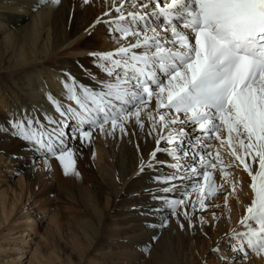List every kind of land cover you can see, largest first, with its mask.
Wrapping results in <instances>:
<instances>
[{
	"label": "snow or ice",
	"instance_id": "snow-or-ice-1",
	"mask_svg": "<svg viewBox=\"0 0 264 264\" xmlns=\"http://www.w3.org/2000/svg\"><path fill=\"white\" fill-rule=\"evenodd\" d=\"M105 3L89 28L106 25L115 47L88 53L100 75L81 65L95 86L64 72L59 96L46 94L52 114L40 113L42 121L35 109L13 111L0 131L23 141L45 170L54 159L65 176L79 175L77 150L95 135L143 137L139 172L153 173L147 212H165L160 227L169 216L181 228L180 217L189 228L193 218L205 224L195 214L213 206L218 191H228L227 207L240 183L228 169H242L250 202L211 251L227 245L223 264L264 256V0Z\"/></svg>",
	"mask_w": 264,
	"mask_h": 264
},
{
	"label": "bare ground",
	"instance_id": "bare-ground-1",
	"mask_svg": "<svg viewBox=\"0 0 264 264\" xmlns=\"http://www.w3.org/2000/svg\"><path fill=\"white\" fill-rule=\"evenodd\" d=\"M105 9V0H90L88 4L83 0H60L58 5L42 0H0V129L8 127L13 111L35 109L34 114L42 121L40 113L52 114L46 94L59 96L63 90L60 81L66 79L64 72L95 86L81 65L91 70L89 52L115 47L104 24L89 28ZM138 145L141 150L146 148L143 137L137 141L119 134L115 138L95 135L91 144L77 150L75 172L83 169V174L65 176L57 162L66 186L49 181L39 188L47 172L43 161L34 164V154L24 142L0 131V170L20 171L29 192L41 197L52 196L53 187H58L54 200L61 198L71 213V208L78 205V213H70L73 217L69 224L66 221L65 228L84 248L85 258L93 257L105 264H200L204 251L208 249L207 255L214 253L212 245L218 238L211 240L212 229L195 218L191 228L183 217L181 228L170 216L166 227L159 226L165 212H147L152 201L146 189L152 188L153 173L147 169L139 172ZM224 159L227 163L228 157ZM233 170L238 173L234 178L240 182L237 187L243 199L231 203L236 209L235 224L243 215L244 205L250 202V180L242 169ZM221 210L226 215V209ZM228 224L231 226L230 221ZM224 246L221 243L220 249ZM246 264H264V256L249 257Z\"/></svg>",
	"mask_w": 264,
	"mask_h": 264
},
{
	"label": "rangeland",
	"instance_id": "rangeland-1",
	"mask_svg": "<svg viewBox=\"0 0 264 264\" xmlns=\"http://www.w3.org/2000/svg\"><path fill=\"white\" fill-rule=\"evenodd\" d=\"M96 43L100 44L97 41ZM96 51L94 50L93 52ZM82 71L84 72V70ZM91 71L93 74H98L94 67H91ZM46 78L48 79V77ZM100 78L103 79L105 77L101 75ZM47 82L49 83L50 81L47 80ZM40 160L42 159L36 156L35 163ZM51 161V170L45 172V176L41 179L43 184L40 183L39 188H42L44 184L47 185L49 181L59 187L66 186L63 185V175L56 168L57 162L54 159ZM3 165H5V162ZM231 169H228L232 173L230 180H236L234 177H238V173L234 170L231 171ZM81 170L79 174L84 172L83 169ZM213 176L219 185L218 170ZM26 185L20 171L9 173V171L0 170V264H105L101 260L99 262L92 260L93 257L85 258L84 248H80L78 242L74 238L72 239V236L70 237V234L66 231L65 225L69 224L72 220V215H75V212L78 211V205L76 204L74 208H71L74 209L71 210L73 212L71 213L69 211L70 208L64 205L61 198L54 200L55 193H58V187H53L55 193L52 196L41 197L42 195L39 196V194H31L29 192L30 188H28L29 185ZM90 185L91 187L94 186ZM225 195H228V191H218L216 196L212 198L211 204L213 206L209 207L206 212H198L197 214L206 221L203 226L207 225L206 228L208 230L212 229L211 240L218 238L212 245L213 247L224 237L230 227L237 226V222L235 224L233 222L236 209L232 207L231 203H237V199H240L241 202L243 201L238 187L235 194L229 196L227 207L224 205ZM244 206L242 205L241 207ZM222 208L226 209V215L222 212ZM213 213L217 218L215 220L212 218ZM59 219L61 220L59 221ZM66 221L69 222L67 223ZM229 221L231 226H228ZM195 224L198 226L197 222ZM224 247L225 249L221 248L222 251L220 253H212L211 255H207L206 251L208 249L204 251L200 264H223L219 256L225 253L227 245ZM227 255L231 257L234 254L227 252ZM253 256L255 255L249 252V257ZM256 261L255 258L254 262Z\"/></svg>",
	"mask_w": 264,
	"mask_h": 264
}]
</instances>
